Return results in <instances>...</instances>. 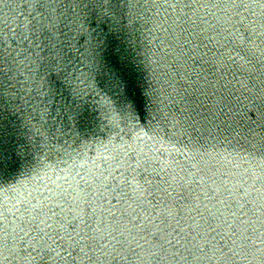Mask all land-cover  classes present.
Returning <instances> with one entry per match:
<instances>
[{"label":"snow or ice","instance_id":"1","mask_svg":"<svg viewBox=\"0 0 264 264\" xmlns=\"http://www.w3.org/2000/svg\"><path fill=\"white\" fill-rule=\"evenodd\" d=\"M29 3H35L39 5L42 18L37 20V23H34L32 25V30L34 35L38 34L41 37H46V39L43 41L44 44L48 45V48L50 51H54L53 44H55V48L64 50V45L57 42L55 40V32L53 29L56 27L55 24H51V26L44 21H50L51 20V13L49 12L47 15H43V11L45 7L52 3L61 2V0H28ZM62 2L65 5H71L74 4L77 7L83 5L85 9H92L93 14H95V5H103L104 3H108L109 6L119 4L120 0H62ZM63 31V30H60ZM75 37H67L65 36L64 40L65 43L70 44L71 40ZM21 39H26L24 36H21ZM86 39L83 35H81V40ZM51 41V42H50ZM15 42V41H14ZM4 41L2 38V33H0V100L3 98V89L5 85L2 83V81L9 79L8 75H6L5 70V63L7 62L9 67L7 69L8 72H11L13 70V63L14 58L11 56V52L9 53V56L6 57L4 55ZM37 45L39 46V42L37 41ZM56 63V59L52 58L49 60L48 64H41V68L44 69V73L49 71H54L52 69V65ZM67 63V61H65ZM44 73H41L43 75ZM9 83H11V80H9ZM49 211H52L49 209ZM63 211V209L61 210ZM56 218L52 221V223H49V217L48 213L44 212L43 210L41 212H38L35 216H32L30 219H28L25 222V227L29 228L32 231H36L37 233H43L44 235L50 236L51 234L47 231V229H53L55 232V235L60 238V240H67L68 246L73 247V241H75V246L78 247L81 243L80 240H77V237L80 236V232L77 231L76 225L73 223L74 219L82 217L73 216L71 219L68 217V215L61 216L59 213H55ZM25 227H21L20 231H25ZM72 228L73 231L76 232V235L73 236L72 232H69L68 229ZM83 239V238H81ZM59 244V241H57ZM5 244L4 240V230H3V222L0 221V255H2L3 247ZM167 244L173 247L177 248V251L179 250V239H177L176 243L173 244V241L171 239L167 240ZM42 247V246H41ZM60 247H64V245H60ZM163 247V244H162ZM80 252H84L83 248L79 249ZM25 253H27V257L30 258L29 264H31V259H35L36 257L33 255V252H36L37 255H39V248H35L33 250L29 249H23ZM87 255V253H84ZM68 255H72L71 252L68 253ZM67 257H65L66 259ZM43 259V257H41Z\"/></svg>","mask_w":264,"mask_h":264}]
</instances>
